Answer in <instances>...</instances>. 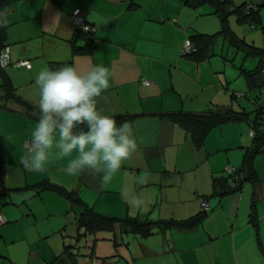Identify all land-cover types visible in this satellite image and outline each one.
Here are the masks:
<instances>
[{"label": "crops", "instance_id": "0c3cea01", "mask_svg": "<svg viewBox=\"0 0 264 264\" xmlns=\"http://www.w3.org/2000/svg\"><path fill=\"white\" fill-rule=\"evenodd\" d=\"M231 1L259 6L255 26L239 23L232 14L229 27L247 43L264 48V0ZM204 5L210 10L200 22L202 11L183 0H0L7 21L0 51L8 46L12 63L31 62L30 69L10 65L0 73V212L7 219L0 227V264H70L69 253L77 264H264V152L253 158L256 178L242 180L240 187L226 172L230 166L238 174L252 145L245 122L251 130L255 118L251 121L232 105L231 94L230 99L218 97L219 85L226 92L229 87L217 76L212 58L195 62L183 55L184 41L193 34L221 30L212 6ZM76 8L95 27V35L90 51L74 54L73 44H83L70 17ZM228 48L242 55L237 69L249 89L239 68L252 70L259 59ZM227 61L225 57L223 70ZM96 64L111 73L110 87L97 98V106L132 125L136 150L103 186L89 170L67 175V158L55 155L43 171L26 170L21 163L29 152L24 142L31 139L38 118L29 110L38 104L35 75L65 65L84 73ZM144 79L151 83L142 84ZM261 81L259 75L256 82ZM210 108L235 118L212 127L201 144L168 116ZM258 124L263 133V121ZM43 183L59 188L40 187ZM67 190L98 214L134 217L162 228L145 237L123 235L127 245L116 249L107 239L110 233L76 239L78 209ZM201 198L210 206L205 217L179 226L198 217ZM118 252L122 256L114 255Z\"/></svg>", "mask_w": 264, "mask_h": 264}, {"label": "clouds", "instance_id": "9594fccd", "mask_svg": "<svg viewBox=\"0 0 264 264\" xmlns=\"http://www.w3.org/2000/svg\"><path fill=\"white\" fill-rule=\"evenodd\" d=\"M0 13V27L6 24ZM6 59H0V66ZM110 70L102 64L80 72L73 65L44 68L35 75L38 118L31 132L30 151L22 166L40 172L55 155L67 158L64 172L79 176L89 170L101 186L111 181L136 148L133 127L103 114L97 98L110 87Z\"/></svg>", "mask_w": 264, "mask_h": 264}, {"label": "trees", "instance_id": "16d2710c", "mask_svg": "<svg viewBox=\"0 0 264 264\" xmlns=\"http://www.w3.org/2000/svg\"><path fill=\"white\" fill-rule=\"evenodd\" d=\"M183 2L187 6H190L192 8H197L204 4H209L212 6V13L217 15L219 20L221 21V30L216 34L196 33L190 36L189 40L191 42V51L183 55L194 60L195 62H202L204 60H207L209 57H211L212 46L215 42L216 37L220 34L223 39L227 41L228 46L234 48L236 51L243 52L245 57H257L259 59L258 65L252 70L246 71L243 68H239L240 71L245 75V79L249 89H257L258 94V92H260V89L264 87V48L256 47L252 44L247 43L244 39L238 37L229 27V17L234 14L236 15L239 23L255 26L256 22L259 19V6L251 3H242L240 5H235L231 0H183ZM249 4H251V6ZM2 32L3 26L0 27V34H2ZM75 35L76 37L83 40V44L80 46L73 44L74 54L88 52L94 47L93 41L95 32H86L83 30L75 29ZM259 75H262V81L257 84L256 78ZM231 95L233 96L232 93ZM251 100L255 101L256 99L251 98ZM258 107L259 108L256 109L257 115L255 118V122L251 125V130H254V136H249L252 139V145L246 148L243 156V162L238 174H229L231 178L240 182L238 184L239 187L241 186L242 180H252L256 178V171L253 166V158L257 152H264V150H262V146L264 143V132L262 133L258 128V123L261 119V108L260 106ZM29 110L33 113H36L38 116V107H31ZM168 116L172 121L179 123L186 131L190 132L194 140L198 144H201L205 135L212 127L218 126L227 121L230 116L233 117L232 114H229L228 112L221 113L219 112V110H215L214 108H210L205 113L188 114L175 112L168 114ZM123 120L124 118H120V120H116V122L119 125ZM44 185H47L51 188H59V186H55L49 183H43L40 187ZM66 195L70 199L71 205L78 209L77 224L79 230L77 232L76 239H79L85 235H94L102 232L110 233L111 236H109V238L107 239L111 240L113 247L116 249L120 246V244L127 245L126 241H124L123 235L131 233L136 236L145 237L151 235L156 229L162 228V226L154 223L140 222L137 218L134 217L117 218L98 214L93 208L83 202V200L73 190H67ZM209 210L210 206L208 210H203L201 208V212L199 213L197 218L195 217L190 220L182 221L178 223V225H191L202 217H205ZM6 223L7 219L5 218V222L1 224L0 227L5 225ZM171 224L173 223H167V225ZM68 247L69 246H66V249H68ZM69 254L72 255L70 264H77V257L75 256V254ZM114 255L122 256L119 252L117 254L115 253ZM105 259L106 258H103V261Z\"/></svg>", "mask_w": 264, "mask_h": 264}, {"label": "rangeland", "instance_id": "374dc122", "mask_svg": "<svg viewBox=\"0 0 264 264\" xmlns=\"http://www.w3.org/2000/svg\"><path fill=\"white\" fill-rule=\"evenodd\" d=\"M198 11H202V13H200V15L198 16V19L200 20V22L202 21V19L204 18L203 15L205 11L210 10V7L208 5H203L197 8ZM207 17V15H205ZM207 20V19H205ZM204 20V21H205ZM204 24V23H203ZM240 29H242V31L244 30V28L247 30H249L250 28H248L247 26H239ZM211 29V28H209ZM258 30V35L262 36V33L260 31V29ZM215 30H210L207 33L212 34L215 33L213 32ZM216 34V33H215ZM250 36H248L249 38ZM263 38V36L261 37V39ZM263 40V39H262ZM261 40L258 37L257 38V45L261 46L259 44H261ZM211 57L212 58L214 64H216V67L218 68V73L217 76H221V78L225 81L228 82L227 87H229L227 90L228 92L225 91V89L223 88V86L219 85V93H218V97L223 96L224 94H226L228 96V98L230 99V94H233V98L235 99H230V101L232 100L231 104L234 105L237 109H239L240 111H244L247 115L250 116V120L252 121V119L256 118L257 115V111L256 109L259 108L258 106H260L261 108V119L259 121H263V126H264V93L261 94V96L259 97V92L257 94V92L253 91V90H249L246 86V83L243 79L242 76L239 75L238 72V67L242 64V55L238 54L233 50V49H229L228 45H226L222 39V37L217 36L215 39V42L212 46V50H211ZM227 58L228 61L225 63L226 64V70H223V66H224V58ZM225 96V95H224ZM259 97V99H257ZM251 98H255L256 102H251ZM246 126L248 127L246 132H245V137L249 138V130L250 127L248 125L247 122Z\"/></svg>", "mask_w": 264, "mask_h": 264}, {"label": "built area", "instance_id": "2783aa9c", "mask_svg": "<svg viewBox=\"0 0 264 264\" xmlns=\"http://www.w3.org/2000/svg\"><path fill=\"white\" fill-rule=\"evenodd\" d=\"M251 6V4H249ZM71 20L73 23V26L75 29H79V30H83L86 32H90L93 31L95 32V27L90 25L86 20L85 17L83 15V13L81 12V10L79 8H76L72 14H71ZM191 51V42L189 39L184 41V45H183V53H189ZM0 59H6V64L4 66H0V73L5 70L7 67H9L10 65H13L14 67H24L26 69H30L31 68V62L29 60H20L17 62L12 63L10 60V50L8 46H5L1 51H0ZM263 73H264V64H263ZM142 84L144 85H148L151 82L149 80H142L141 81ZM264 84V83H263ZM264 93V87L260 89L259 92V97L261 96V94ZM259 97L257 99H259ZM253 100H251L252 102ZM255 102V101H253ZM249 136L253 137L254 136V130H250L249 131ZM24 146L26 147V149L28 151H30V139L26 140L24 142ZM226 172L228 174H233L234 171L232 169V167L227 166L226 167ZM200 206L203 210H208L209 209V203L206 199L201 198L200 199ZM5 222V218L4 216L0 213V225L3 224Z\"/></svg>", "mask_w": 264, "mask_h": 264}]
</instances>
